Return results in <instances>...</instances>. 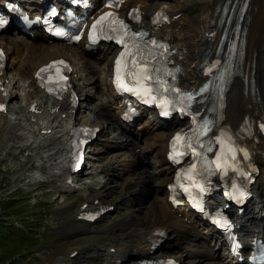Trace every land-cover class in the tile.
<instances>
[{
  "label": "bare ground",
  "instance_id": "6f19581e",
  "mask_svg": "<svg viewBox=\"0 0 264 264\" xmlns=\"http://www.w3.org/2000/svg\"><path fill=\"white\" fill-rule=\"evenodd\" d=\"M203 1L207 5L201 11L197 20H193L187 14H184L189 9L186 3L178 4L176 7L171 6L165 8L162 6L155 11L147 8V0H131L128 4V9L138 8L142 12V25L144 27L149 29L152 34L168 40L173 49L176 50V55L173 59L181 66V82L187 89L197 87L206 79V75L204 74L206 67L202 63L209 56V53L212 54L215 51V46L221 34L217 32V25L214 23L219 18V16L215 15V12L218 5H222L226 0ZM158 11H166L171 19L165 25L155 27L152 25V22L155 13ZM242 25L246 29L245 65L241 69L243 77L235 79L227 94V118L225 121L231 129L238 132L244 130L248 120H258L264 114V0L250 1ZM215 35H217V38H214ZM45 37L43 34L36 32L34 38L22 40L25 42V45L18 44V40H15L14 47L6 51L8 55H13L16 63L13 64L14 66H8L6 64L4 68H0V132L8 131L12 139L16 136L21 137L25 141L23 147L26 151L31 148L41 147L42 144L44 147L55 146L54 148L52 147V152L47 154L48 156L43 166L49 169L50 176L59 179V185L63 191H77L80 193V199L83 201L81 203L79 202L76 214L73 217L71 216V218L73 221L80 222L83 225L85 224L84 226L77 227L75 233L78 235H87L94 232L93 229L89 228V224L101 219L110 210L105 212L104 215H99V217L87 213L85 211L86 208L103 204L102 196L91 193L94 186L86 184L84 187L80 184L77 179L78 175L73 176L70 181H67L66 178L68 173L67 152L71 143L70 128L79 121L77 116L79 108L76 109L74 106H71L69 99L55 100L44 95L43 90L37 85L36 74L39 67L47 64L51 60L59 58H67L70 60L71 58L65 57V55L68 52L76 55L78 49L80 53L85 54L86 65L90 68L89 70L95 73L103 52L85 53L83 44H80L77 48L61 45L56 42L50 44ZM5 39L4 36H0V47H4L3 42H5ZM65 50L67 53L64 52ZM108 50H111V48H108L106 51ZM38 52L44 54L43 58H40L41 64L37 63L39 61H34V57L40 54ZM60 52L63 54L58 55ZM213 58L212 56L210 63L213 62ZM71 63L74 68L72 72V76L74 77L78 66L76 64L74 65L73 62ZM15 67L18 77H22L19 78L20 87L18 89L19 91L15 92L16 94L12 92V82L10 81L13 78L10 73L11 68ZM246 75L247 79L245 78ZM95 80L97 81L95 78L94 82L91 83L94 86L96 83ZM15 84H17V81H15ZM71 89L75 94L77 91L84 92L85 90L84 87L78 89L73 81ZM108 90L107 101L99 96L97 98L95 97L97 101L92 107L93 110L101 112V115H105L110 120L116 116L119 128L131 131L133 127L122 119L123 104L119 102L111 86ZM88 97L89 95H86V101H89ZM15 98L27 101L28 106L20 116L16 115L15 118H12L9 116V113L14 111L15 114H18V109H12L11 107V102L16 100ZM199 110H202V106L199 107ZM87 126L101 127L99 124L94 126L93 124H89ZM146 129L150 130V127H146ZM165 142L164 138L161 139L162 144ZM167 145L168 141L166 142ZM250 145L251 151L255 153L254 156L260 168L258 179L254 184L258 195L248 206L245 215L238 217V222L242 225L240 231H244L247 227L244 222L249 221L251 218H256L252 220V225L247 229L245 235L246 239L250 237V240H252L255 236L254 234L261 230L264 224V134H260L259 139L253 141ZM121 148H124V146H121ZM129 151V155H122L123 159L121 158L122 161L120 162L121 169H117L118 175L120 176L130 172V169H133L137 162V157L133 149L130 148ZM161 161L167 167L166 169L162 168V171L166 173L165 179L168 180V183H171L173 179L171 175H173L174 169L169 164L166 154L161 158ZM89 163H91V159H89ZM109 169L111 168L106 167V170ZM94 170L101 171L102 173L106 172L105 167H101V169L96 168L91 171L93 175ZM142 172L144 173V171ZM41 175H45L44 172L43 174H36V176ZM140 179L139 182H133L137 187L132 191L131 196L125 195L122 198V203L139 204L142 189L146 186L145 178ZM63 202H65L64 205H71L69 201ZM179 216L181 218H178ZM195 218L196 215L189 210H185L184 212H181V209L174 210L163 197L154 198L149 219L144 222V224L148 225L141 227L134 221H129L133 220L132 218H126L120 223H114L101 229L102 231L99 233L106 237L103 239H88L83 243L82 249L84 248L90 252L88 255L90 258L84 259L82 263L122 264L126 261L139 262L144 257L162 255L175 257L172 255L173 250L169 246L166 248V252H160V249L165 247L164 244L158 249L160 254L158 251L151 254L153 240L157 238L155 232L162 230L167 233V238H169V231L174 230L178 237L185 235L193 238L187 240L188 242H185L186 244L184 243L183 248L179 249V251L182 249L184 251L177 252L176 258L181 264H234L231 260H227L224 253L221 254V252L217 251L219 243L214 242L213 238L209 239L205 235L206 232L210 231L209 226L203 230L198 228L194 224ZM151 221L152 223L149 224ZM187 221H192L193 224L188 225ZM177 223H182V227L176 228L175 224ZM117 231H122L125 234L118 236L116 234ZM199 247H203V250H200ZM79 254L78 250L72 249L67 255L69 257L75 255L81 257Z\"/></svg>",
  "mask_w": 264,
  "mask_h": 264
},
{
  "label": "rangeland",
  "instance_id": "374dc122",
  "mask_svg": "<svg viewBox=\"0 0 264 264\" xmlns=\"http://www.w3.org/2000/svg\"><path fill=\"white\" fill-rule=\"evenodd\" d=\"M147 2V8L152 11L162 6L165 8L176 7L178 4L186 3L189 9L186 13H182L187 14L193 20L198 19L201 11L207 5L203 0H147ZM0 36L6 38L3 42L6 51L14 47L15 40H18V44L25 45L20 36H13L12 33ZM79 51L78 49L76 55L64 51L67 53L65 57H70L71 62L78 66L73 82H75L78 89L83 87L85 89L84 92L77 91V97L80 100L77 112L78 123L93 124V126L99 124L101 126L97 127L101 131L91 150L98 159L97 168L105 167L106 172L102 173L94 170L93 175L91 174L92 169L86 168L77 176V179L84 187L86 184L94 186L91 193L100 194L103 202L101 206L107 207L110 212L103 214L104 216L101 219L89 224V228L94 230L93 233L87 235L76 234V228L85 225L73 221L71 218L76 214L79 202L83 201L80 199V193L77 191H63L59 185V179L50 176L49 169L44 168V166L42 169L47 181L40 184L35 183L37 167L41 164L44 165L47 154L52 152L51 149L55 146L44 147L42 144L41 147L26 151L23 147L25 141L21 137L16 136L12 139L8 131H1L0 264H88L82 263L84 259L90 258V256L88 257L90 252L84 248L82 249L86 240L103 239L106 236L99 233L102 231L101 229L114 223H120L126 218H132L133 220L129 221H134L138 226L144 227L148 225L144 222L149 219L154 198L163 197L168 203L167 185L169 183L165 179L166 173L162 171V168L166 169L167 167L161 161V158L166 154V142L176 128L178 121L172 120L165 123L154 120L156 114H145L141 121L131 126L133 127L131 131H127L128 129L119 128L116 116L110 120L105 115H101V112L93 110L92 107L97 101V96L106 100L109 94L108 88L111 86L109 74L111 60L114 55H111L110 50L103 52L98 62L97 73H92L86 65L85 54ZM61 52L58 55L64 53ZM43 56L44 54L41 53L36 55L34 61H39L37 63L41 64L40 58L42 59ZM15 63V58L12 54H9L8 66H14ZM26 64L28 65V63ZM16 71V67L11 68V72L9 71L13 77L10 80L13 93L19 91V78H22L18 77ZM95 78L97 81L95 80L94 86L91 83L94 82ZM15 81H17V84H15ZM86 95H89V101L85 100ZM27 106V101L17 98L11 102V107L12 109H18V114L13 111L9 113V116L12 118L16 115L20 116ZM146 127H150V130ZM163 138L166 142L162 144L161 139ZM121 146H124V148H121ZM130 148L136 154L137 162L133 169H130V172L120 176L117 169H121L122 155H129ZM106 167L111 169L106 170ZM139 177L141 179L145 178L146 181V186L142 189V194L139 197V204L122 203V198L125 195H132V191L137 187L133 182H139ZM88 193L90 192L88 191ZM63 201H69L71 205H64L65 202ZM178 218H181V216ZM151 223L152 221L149 224ZM187 223L188 225L191 224L190 221H187ZM182 225V223H177L175 227L180 228ZM116 234L119 236L125 233L117 231ZM169 236L165 241V247L160 252H166V248L169 246L173 250L172 255L175 256H177L179 249L183 248L184 243L188 242L187 240L193 239L191 236L185 235L178 237L174 230L169 231ZM72 249L78 250L81 257H77L78 255L69 257L67 254ZM199 249L203 250V247H199Z\"/></svg>",
  "mask_w": 264,
  "mask_h": 264
},
{
  "label": "snow or ice",
  "instance_id": "6c2138e0",
  "mask_svg": "<svg viewBox=\"0 0 264 264\" xmlns=\"http://www.w3.org/2000/svg\"><path fill=\"white\" fill-rule=\"evenodd\" d=\"M141 35H144V34L142 33ZM120 42H123V41H120ZM153 43H155V41H153ZM125 47L127 48V45H125ZM126 54H129V53H121V57H124ZM58 63H61L62 64L63 62L61 61V62H58ZM135 63H136L135 60H133V64H135ZM119 64H120V60L118 59L117 60V65H119ZM51 67H53V65H50L49 66V68H51ZM47 70H48L47 68L46 69H41V72H45ZM148 71L149 70H148L147 67H141L139 69V73L138 74L141 75V77H142L143 80H150L151 77L148 75ZM57 72H59V69H57ZM38 75H39V73H38ZM137 83H140V81L138 80ZM128 90L129 91H133L134 89H128ZM142 90H143V94L144 95H149L151 93V91H152L151 88H147V87H142ZM137 94H140V93L138 92ZM153 99H155V97H153ZM189 99H191V97H189ZM164 114L167 115L168 113L165 112ZM175 139L177 141H179L181 139V137L180 136H177ZM89 218H91V217H89Z\"/></svg>",
  "mask_w": 264,
  "mask_h": 264
}]
</instances>
